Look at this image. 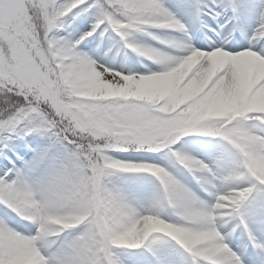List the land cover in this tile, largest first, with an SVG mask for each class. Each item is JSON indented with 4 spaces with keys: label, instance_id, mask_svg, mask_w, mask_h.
Here are the masks:
<instances>
[{
    "label": "snow or ice",
    "instance_id": "obj_1",
    "mask_svg": "<svg viewBox=\"0 0 264 264\" xmlns=\"http://www.w3.org/2000/svg\"><path fill=\"white\" fill-rule=\"evenodd\" d=\"M0 264H264V0H0Z\"/></svg>",
    "mask_w": 264,
    "mask_h": 264
}]
</instances>
